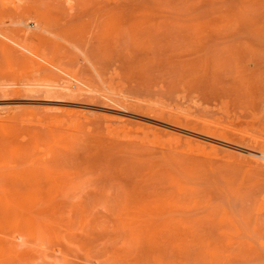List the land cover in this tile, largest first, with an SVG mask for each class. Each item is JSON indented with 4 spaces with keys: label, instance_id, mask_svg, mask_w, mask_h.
<instances>
[{
    "label": "rangeland",
    "instance_id": "obj_1",
    "mask_svg": "<svg viewBox=\"0 0 264 264\" xmlns=\"http://www.w3.org/2000/svg\"><path fill=\"white\" fill-rule=\"evenodd\" d=\"M0 264H264V0H0Z\"/></svg>",
    "mask_w": 264,
    "mask_h": 264
}]
</instances>
